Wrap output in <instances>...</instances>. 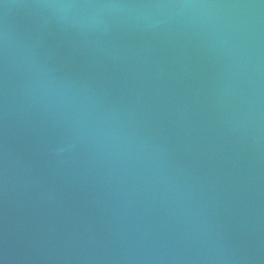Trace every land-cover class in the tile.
Returning <instances> with one entry per match:
<instances>
[{
  "label": "water",
  "instance_id": "obj_1",
  "mask_svg": "<svg viewBox=\"0 0 264 264\" xmlns=\"http://www.w3.org/2000/svg\"><path fill=\"white\" fill-rule=\"evenodd\" d=\"M0 264H264V0H0Z\"/></svg>",
  "mask_w": 264,
  "mask_h": 264
}]
</instances>
